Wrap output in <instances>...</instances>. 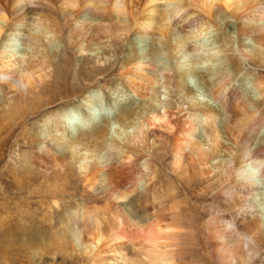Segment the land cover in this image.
Returning <instances> with one entry per match:
<instances>
[{
    "label": "bare ground",
    "instance_id": "obj_1",
    "mask_svg": "<svg viewBox=\"0 0 264 264\" xmlns=\"http://www.w3.org/2000/svg\"><path fill=\"white\" fill-rule=\"evenodd\" d=\"M211 31L212 37H206ZM122 47L124 57L116 71L125 89L95 83L83 88L74 103L46 111L39 133L52 142L51 149L39 144L40 135L21 132L29 145L22 153L24 175L37 191L31 190L29 197L37 206L34 215L43 212V201H49L52 215H60L68 207L62 200L81 198L75 211H66L58 238H72L81 255L96 259L107 238L100 219L142 187L141 206L148 220L140 224L129 219L130 224L126 216L122 218L139 236L131 244L143 252L139 264L183 262L180 251L185 250L188 221L193 224L197 217L202 221L207 216L212 219L205 238L215 264H256L250 254L254 248L244 249L243 238L230 236L234 229L212 226L215 202L190 218L182 199L177 201L181 197L175 182L164 191L169 194L166 207L150 209L146 202L151 197L161 206L165 203V195L158 194L151 182L156 173L153 158L160 159L171 175L185 178L190 189L196 169L207 167L209 175V164L219 158V208H238L243 202L242 213L246 201L255 202L264 215L259 182L264 178V0H0V151L4 139L23 128L30 112L36 114L54 97L62 100L71 94L80 84L81 72L83 79L97 77L92 69L79 70L82 56L93 54L100 63V56ZM61 52L72 59L66 54L62 63L53 62ZM248 65L258 73L250 74ZM192 78L200 80L206 97L188 87ZM35 90L40 94L46 90L45 99L31 108L27 104L30 112L21 109L23 118L12 115L10 105L28 101ZM166 92L182 101L167 102ZM184 104L191 112L178 118ZM80 116L83 120L75 121ZM73 170L77 178L70 175ZM57 175L61 186L51 182ZM12 178L6 186L9 192L26 187ZM207 195L199 200L207 201ZM115 219L110 241L128 237L118 234L124 223L119 216ZM261 219L241 223L255 243L264 238ZM115 251L114 261L133 264L121 249Z\"/></svg>",
    "mask_w": 264,
    "mask_h": 264
},
{
    "label": "rangeland",
    "instance_id": "obj_2",
    "mask_svg": "<svg viewBox=\"0 0 264 264\" xmlns=\"http://www.w3.org/2000/svg\"><path fill=\"white\" fill-rule=\"evenodd\" d=\"M211 32L206 37H212L215 31H211ZM202 37H200V39ZM234 48H236V45L234 46ZM122 50H123V47L121 51L110 52L108 54H104L103 56H100L99 57L100 63L98 60H96L93 54H89V55L86 54L82 56L80 59L81 63L80 65H78L79 70L86 69V71H88L87 68H89L90 70L92 69L98 74L97 77H95L94 80L83 79L85 77V74L81 72L82 79L80 80V84L75 85V90H73L71 94H69L62 100L54 97L52 99L53 100L52 103L48 105H43L40 109H36L35 111L36 114H31L30 108L34 105H37L38 103L42 102L45 99V95L47 94L46 90H43L41 94L39 93L38 90H35L37 91V94L34 91L33 96L29 98L30 101L19 99L15 101L14 104L10 105L11 108L12 106L13 108L16 107L15 109L13 108L11 109V111L13 110L11 112L12 115H17L18 117H21V118L25 117V114H22V111L23 113L25 112V108L26 109L28 108L30 115L24 122H22L21 128L23 127L22 128L23 130L20 129L15 135H13V137L11 138L8 137L4 139V142H3L4 146H2V149L0 151V215H1L0 218L2 217L1 219L4 221L0 225V228H1L0 229V264H90L93 261H95L96 264H121L120 261H117V260L114 261L112 259L113 257L118 256L115 253L116 252L115 250H119V249L122 250V253L125 254L127 259L129 258L131 259V261H133V264H137L138 261H140L141 259L144 260L142 256L143 252L142 250H140V248L138 247H136L137 249L131 248L132 247L131 244L137 241L139 237L138 234L135 231H133V228L126 227L128 223H125L129 219L132 222L134 221L133 223L141 222L140 224H143L145 223V221L148 220V218L146 217L144 208H142L143 204L141 206V202H142L141 193L143 191L142 187L137 189L138 191L137 190L134 191L131 194L130 198H128L127 200L122 201V202L121 201L117 202V205L115 206L117 210L114 211L113 214L109 213L108 216L105 215L102 219H100L102 220V224L100 225L101 226L100 228L102 229L103 233H106L107 238L105 239L102 246H100V248L98 249L99 258L95 259V258H92L90 254L81 255L80 250H78L79 248L76 247L72 243L73 242L72 238L71 240H70V237L68 238L66 237L67 239L65 238L64 240H61L58 238L59 233H60L59 229L62 226V223L67 221V217H66L67 213L75 211L77 209L76 201L78 199L81 200V198H77L74 201L67 200V199H66L67 201L62 200L63 203L61 202V204H64L65 202V204H67V206L71 209L67 207V210H66L67 213L66 211H64L60 215H56L57 213L55 215H52L53 210L49 209L50 208L49 201L47 202L43 201L42 202L43 212L39 213V215H34V212L37 211V206L32 204V200L29 197H30L31 190L35 189L33 191L35 192L37 191H36V188H34V186H31L30 183L28 182V179L30 177L28 175H24L26 172L25 170L26 168L22 167L23 166V161H22L23 154L26 151V149L29 147V145L21 137V134H22L21 132L26 130L31 135L36 134L39 136L40 135L39 126L42 122L43 115L46 113V111H49L52 108H57V107L67 105L69 103H74L75 101H77L78 95L80 94V91L83 90V88L89 87L91 85H95V83L98 86L113 83V84H118L120 89H125L123 88L124 86L120 84L121 81L118 79V75H117L118 71H116L117 68H120V62L123 60V57H124L125 50L123 52ZM66 54L65 52H61L60 56L53 62L62 63L64 59H66L65 55L69 56L68 53ZM59 68L62 69L61 66H58L57 70ZM98 68H99V71H98ZM247 70L252 75L254 74L256 75L258 73V71H256L255 68L250 65L247 66ZM68 71L69 70H67V72ZM192 79H190L187 82L188 87L198 90L199 94H201L200 95L201 97L202 96L206 97V93L204 92L205 88L200 84V80L198 78H192ZM67 83H68L67 88L70 87L69 89L70 91L71 87L73 86L72 82L69 80ZM102 91L104 92V90ZM166 94L167 95L164 96V100H166L167 102L177 103V101L181 100V99L177 100L174 93L171 94L170 92H166ZM36 97L37 99H35ZM16 103L22 108L18 107ZM27 104H29L30 108L28 107ZM187 106L188 105L184 104L183 108L185 110L181 114H178V118H182L185 114H188L191 112V110H189ZM1 109H2V102L0 103V110ZM21 109L23 110L21 111ZM106 111L107 112H105V114L109 113V110H106ZM82 120L83 118L81 116H80V119H75V121H78V122ZM40 138H41L39 142L40 145H47L49 149L53 148L52 142H50L49 139H44L45 137L43 135H40ZM221 157H222V154H221ZM152 160H153V164L155 165L154 169H156V173H155V178L151 182L152 183L154 182L156 184L155 189L157 190V192H159L158 194L163 193V195H165L162 197V200L165 201V203L161 206L159 204V201H154L153 198L148 197L147 202H146L147 207H149L150 209L154 207L156 209H162V207L164 206L166 207L167 202L169 200L168 198L169 194L164 193V191L167 187H172L171 183L175 182V184L173 183L175 185V188L177 186L180 187V188L179 187L176 188L178 189V192L180 193L179 197H181L177 201L179 202L182 199L183 203L181 206L184 207L185 209H189V211L185 212L186 216L188 215L191 218L192 214L197 215V211H199V213L201 212L204 213L205 209L207 210L208 206L212 204L213 202H215L214 204H212L214 208V210L212 211V214L214 216L213 219H215V222H213L214 224H212V226H214V228H219V229H222L223 227H226V229H232V230L234 229V232H232L230 236L232 237L234 236L235 238H238V237L243 238L244 249H248V246H251L252 248H254L252 252L250 251V254H252L253 259L257 261L256 264H263V261H264V240L263 239L264 238H262V241H260L259 243H255L254 240L250 239L248 235L245 234V231H243L241 223H244L243 222L244 220L252 221L253 219L257 217L261 219V217H264V215H262L261 212L260 213L258 212L257 205L255 202L254 203L247 202V201L245 202V205H244L245 207L242 212L243 215L242 213L239 212V210L242 209L240 206L244 204L243 202L238 203V208H231V206L229 205H223L222 206L223 208L222 207L219 208V203L222 202L216 196L217 192L220 189L219 183L217 181L218 166H216L218 165L219 158L211 161V165L209 164V167H211V174L209 175L205 174L207 172V167L201 168V170L196 169L195 171L196 173L194 172L195 176L192 175V178L194 177L192 181L194 182L191 185L192 186L191 189L188 185L186 186L187 180H185V178L178 179L175 175H171L166 165L164 167V163L162 164L160 159L155 160L153 158ZM72 172H70V175L72 176V178H77L78 177L77 171L73 170ZM75 173L77 174V177ZM2 176L4 177L2 178ZM12 177L14 178L17 177L16 180L20 181L21 185L26 186V187L23 190H19L18 188L17 192L16 190H12L13 192L12 191L9 192V190L6 189V186L9 181L13 180ZM57 177H58L57 179H53L51 182L57 181L56 183H59L57 184V186H61L63 181L62 179H60L61 177H59V175H57ZM4 178L5 180H3ZM259 182H260L262 189L264 190V178L261 177ZM41 183H42L41 189H43L42 191H45L46 188H44V185L46 184L45 182H43L42 179H41ZM77 185H80L79 181ZM210 187H211V190H209ZM80 190L81 192H83L84 190V188L81 185H80ZM42 191H40V194H42ZM101 191L102 190H98V192H101ZM96 193L97 192H93L92 194H96ZM205 193L208 194L207 201L199 200L201 199L200 196ZM38 200H40V198ZM132 204H134V206ZM128 212L132 213V215L128 214ZM116 216H119V219H122L126 216L125 217L126 221H123L124 219L120 220V222L122 223L123 221L124 224L123 226H119L117 228V232H119L118 234H122V232H124L125 236L128 234L127 235L128 237L126 236L127 238H124V239L122 238L123 240L116 239L117 241L116 240L110 241L115 233L113 232V230L116 227L115 225L117 224V221L115 219ZM49 219L51 220L48 223ZM204 219L200 221V219L197 217L193 224L190 221H188L190 225L185 228L187 230L186 231L187 236L185 237L187 241L185 250L180 251V256L182 254L181 257H183L182 259H185V260H183V262H179L178 264H211L212 262L213 264L216 263L214 259L212 258V252H211V248L208 243V240L207 238H205L206 237L205 235L206 226L208 225L209 220L212 219V216H207V218L205 220ZM130 220L128 222L130 224H133ZM56 231H58L57 237H56L57 233L55 234ZM108 236L110 238H108ZM62 241L64 244L61 243ZM218 243L220 244V241H218Z\"/></svg>",
    "mask_w": 264,
    "mask_h": 264
}]
</instances>
